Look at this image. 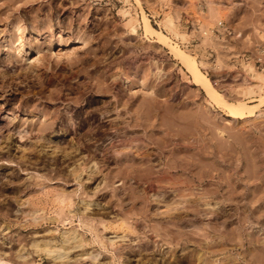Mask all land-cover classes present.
<instances>
[{
  "label": "rangeland",
  "instance_id": "obj_1",
  "mask_svg": "<svg viewBox=\"0 0 264 264\" xmlns=\"http://www.w3.org/2000/svg\"><path fill=\"white\" fill-rule=\"evenodd\" d=\"M141 9L169 43L200 60L201 70L228 100L242 91L240 98L252 105V111L234 119L227 116L225 108L192 82L183 63L167 47L155 42V36H144ZM166 16L173 17L175 31L165 26ZM218 21L224 22L227 31L220 29L214 36L212 28H217ZM236 30L242 32L241 37L234 36ZM263 44L264 0H140L139 4L135 0H0V180L5 171L12 170L5 175L8 180L0 181V259L5 262L0 264H93L98 260L100 264H152L157 260L153 264H262L264 86L259 91L254 85L256 72L264 68L254 61L257 46ZM251 87L253 92L247 93ZM87 129H92L90 141L81 137L90 133ZM76 137L79 143L74 142V138L79 141ZM80 161L87 162L83 170L87 171H78ZM18 179L25 188L37 185L40 200L35 210L24 204L15 206L12 197H19L14 191ZM100 180L103 185L107 182L105 187ZM62 192L72 195L78 210L87 202L96 209L87 217L78 215L82 213L77 208L64 207L69 201ZM199 201L204 203L199 205ZM191 204L199 207L200 215L210 207L214 214L210 209V214L206 211L200 217L193 207L189 209ZM24 207L37 219L41 216V221L31 225ZM124 207L131 208L123 212ZM145 208L146 216L131 213ZM57 211H66L67 217ZM178 211L184 215L183 227L199 218L207 225L202 226L206 231L216 223L221 233L219 229L209 232L221 241L226 234L231 239L222 245L226 248L216 247L222 250L215 248L206 254L202 248L187 245V250L186 245L176 244L171 237L177 232H166L168 228H190L174 225ZM157 219L172 221L163 222L161 229ZM104 222L118 225L119 235L126 228L128 236L113 237V229H102ZM204 228L188 230L205 233ZM71 230L81 238L65 247L64 259L57 258L63 252L58 240ZM159 232L168 237H157ZM201 232L196 237L204 235ZM100 236L105 242L109 239L105 249ZM112 238L114 245L109 243ZM97 252L99 257L93 261L91 254Z\"/></svg>",
  "mask_w": 264,
  "mask_h": 264
},
{
  "label": "bare ground",
  "instance_id": "obj_2",
  "mask_svg": "<svg viewBox=\"0 0 264 264\" xmlns=\"http://www.w3.org/2000/svg\"><path fill=\"white\" fill-rule=\"evenodd\" d=\"M135 1H136L138 4H139V2H140V0H135ZM141 11H142V14H144V15H142V23H143V33H144V36H155V37H156L155 42H157L159 45H163V46L167 47L168 50H169V53H170L171 55H173L174 58L178 59L180 62L183 63V65L185 66L186 70H187V71L190 73V75L192 76V82L195 83V84H197V85H200L201 88L203 89V91L205 92L206 96H207L211 101H213L214 103H216L218 106L225 108V109L227 110V116H229V117H231V118L234 119V118H236L237 116H239L240 114H243V113H246V112H250V111H252L251 108H250V106H252V105L247 104L245 101H242V99L240 98V97H241L240 94H241L242 91L239 92L240 94L237 93L236 96L233 97L234 99L228 100V99L226 98V96H225V93L220 92V90H218V88H216V86L213 84V82L210 80V78L206 75V73L203 72V71L201 70V68H200V66H199V65H200V64H199L200 60H199V62H198V61L194 58V56H192L189 52H186L185 50H183L179 45H177V44H173V43H169V42L167 41L166 36L164 35V33H162V31H160V30L154 28V27L152 26V24L150 23L149 18L145 15V12H144L142 9H141ZM172 18H173V17H172ZM172 18H170V16H169V17L166 16V17L163 19V20H164L163 22H164L165 26H166L169 30L175 31V29H174V22H173ZM136 21H137V20H136ZM134 23H135V22H134ZM133 28H134V26H133ZM176 31H177V30H176ZM207 31H211V30H207ZM235 32H236V33L234 34V36H235V37L237 36L236 38L241 37L242 32H240V31H238V30H236ZM174 33H177V32H174ZM206 33H207V32L204 31V34H206ZM177 35H178V37H180V38H184V35H183L182 33H181V34H180V33H177ZM260 36H261V35H260ZM254 63H255V61H254ZM262 68H264V67H262ZM250 69H251V67H250ZM39 75H40V74H39ZM37 77H38V76H37ZM37 77H36V78H37ZM41 77H42V76H41ZM34 78H35V75H34ZM36 78H35V79H36ZM38 78H40V77H38ZM256 78H257V83L254 85V87L260 91V90L263 88V86H264V69H263L262 71L256 72ZM40 79H41V78H40ZM40 79H39V81H40ZM15 80H16V79H15ZM18 80H19V79H18ZM18 80H17V81H14V82L16 83V82H18ZM41 80H42V79H41ZM21 81H22V80H21ZM19 83L22 84L21 82H18V84H19ZM252 88H253V87L248 88V89H247V93H252V92H253V91H252ZM49 94H52V93H49ZM50 96H51V95H50ZM19 100H20V99H19ZM19 100H18V101H19ZM16 101H17V99H16ZM19 102L21 103V101H19ZM4 103H5V102H4ZM17 104H18V102H17ZM20 105H21V104H20ZM101 110H102V109H101ZM103 111H104V110H103ZM103 111H99V113H103ZM105 111H106V109H105ZM99 113H98V114H99ZM103 114H105V112H104ZM99 115H100V114H99ZM93 126H95V125H93ZM95 127H96V126H95ZM95 127H93V130H95ZM88 128H89V127H88ZM91 128H92V127H91ZM87 130H88V129H87ZM87 130H86V131H87ZM89 130H90V129H89ZM89 130H88V132L92 131V129H91L90 131H89ZM74 133H75V132H74ZM74 133H73V134H74ZM92 133H93V132H92ZM81 134H82V133H81ZM81 134H80V135H81ZM90 134H91V132H90L89 134L86 132V135H83V134H82L81 137H82V136L88 137L87 140L90 141V139H91V140L93 139V138L90 136ZM75 135H76V134H75ZM78 135H79V134H78ZM89 136H90V137H89ZM92 136H93V135H92ZM72 137H73V136H72ZM76 139H78L79 141H78V142H77V140L75 141V138H74V142H75V143H79V142H80V138H77V137H76ZM81 139H83V138H81ZM82 142H83V141H82ZM82 142H81V143H82ZM84 142L86 143V141H84ZM81 143H80V144H81ZM80 144H78V145H80ZM0 145H1V144H0ZM81 145H82V144H81ZM81 145H80V146H81ZM0 147H1V146H0ZM36 149H37V148H36ZM36 149H35V150H36ZM98 149H99V148H98ZM31 150H33V152H36V151H34V148H33V147H32ZM95 150H96V152L98 151L97 149H95ZM99 151H102V152H103V150H101V148H100ZM99 151H98V153H100V155H101V152H99ZM31 152H32V151H31ZM34 154H35V153H34ZM9 155H10V154H9ZM20 156H23V155H20ZM23 157H25V156H23ZM23 157H21V158H23ZM8 158H9V157H8ZM10 158H11V157H10ZM10 158H9V159H10ZM21 158H20V159H21ZM140 158H142V160H144V156H143V157L141 156ZM12 159H13V158H12ZM18 159H19V158H18ZM18 159H17V160H18ZM20 159H19V160H20ZM24 159H25V158H24ZM24 159H23V160H24ZM136 159H137V158H136ZM7 160H8V159H7ZM14 160H16V159H14ZM17 160H16V161H17ZM23 160H22V161H23ZM8 161H9V160H8ZM11 161H12V160H10V162H11ZM16 161H14V162H16ZM20 161H21V160H20ZM55 161H56V160H55ZM10 162H8V164H9ZM23 162H26V161H23ZM23 162H16V163H17V165H18V163H23ZM56 162H57V161H56ZM78 163H79V162H78ZM10 164H11V163H10ZM10 164H9V165H10ZM24 164H25V163H24ZM9 165H8V166H9ZM13 165H14V163H13ZM13 165H12V166H13ZM15 165H16V164H15ZM17 165H16V167H17ZM21 165H22V164H21ZM76 165H77V164H75V166H76ZM86 165H87V162H85V161L81 162V161H80V164H78V167H77V166H76V167L78 168V171L80 172V171H83V170L85 169V167H87ZM8 166H7V168H8ZM56 166H57V165H56ZM19 167H20V166H19ZM23 167H24V166H23ZM23 167H22V168H23ZM25 167H26V166H25ZM25 167H24V168H25ZM76 167H75V168H76ZM147 167H148L147 170H149V166H147ZM75 168H74V169H75ZM10 169H11V168H10ZM74 169H73V171H74ZM4 170H5V169H4ZM6 170H7V169H6ZM22 170H23V169H22ZM144 170H146V169L144 168ZM8 171L10 172V171H12V170H8ZM8 171H7V172H8ZM70 171H71V170H70ZM73 171H72V172H73ZM85 171H87V169H86ZM85 171H83V172H85ZM150 171H151V170H149V172H150ZM7 172L5 171L6 174H7ZM76 172H77V171H76ZM55 173H56V172H55ZM55 173H54V174H55ZM73 173H74V174H77V175L79 174V173H75V172H73ZM145 173H147V172H145ZM1 174H2V173H1ZM1 174H0V175H1ZM6 174H5V175H6ZM10 174H11V173H10ZM10 174H8V175H10ZM57 174H58V173H57ZM59 174L61 175V173H59ZM71 174H72V173H71ZM74 174H73V175H74ZM82 174H83V173H82ZM147 174H148V173H147ZM147 174H145V175H147ZM5 175H4V178H5ZM26 175H27V174H26ZM73 175H71V176H73ZM79 175H80V174H79ZM88 175H89V174H88ZM28 176H29V175H28ZM56 176H57V175H56ZM84 176H85V175H84ZM86 176H87V175H86ZM0 177H2V176H0ZM6 177H7V176H6ZM18 177H19V176H18ZM23 177H24V176H23ZM30 177H31V176H30ZM67 177H68V176H67ZM73 177H74V176H73ZM75 177L77 178L78 176H75ZM88 177H89V176H88ZM88 177H87V178H88ZM103 177H104V175H103ZM103 177H101V179H102ZM4 178H2V179H3V180H8V179H6V178L4 179ZM11 178H12V177H11ZM65 178H66V177H65ZM76 178H75V180H76ZM79 178H80V177H79ZM89 178H90V177H89ZM2 179H1L0 181H3ZM15 179H16V178H15ZM22 179H23V178H22ZM22 179L20 180V182H22ZM26 179H27V178H26ZM83 179H84V177H83ZM85 179H86V178H85ZM104 179L106 180V177H105ZM104 179H103V180H104ZM23 180H25V178H24ZM66 180H67V178L64 179L65 183H67ZM68 180H69V179H68ZM70 180H71V178H70ZM72 180H73V178H72ZM9 181H10V179H9ZM15 181H16V180H15ZM18 181H19V179L17 180V183H18ZM77 181H78V179H77ZM80 181H82V180H80ZM100 181H101V180H100ZM25 182H26V180H25ZM68 182H69V181H68ZM82 182H83V181H82ZM84 182H85V181H84ZM84 182H83V183H84ZM102 182H103V181H101V183H102ZM105 182H106V181H105ZM105 182H104V183H105ZM9 183H11V182H9ZM12 183H14V181H13ZM17 183H16V184H17ZM55 183H56V182H55ZM86 183H87V182H86ZM98 183H99V182H98ZM98 183H97V184H98ZM101 183L99 184V186L101 185ZM106 183H107V182H106ZM106 183H105L104 185H103V183H102L103 187H105ZM1 184H2V183H1ZM1 184H0V185H1ZM4 184H6L5 181H4ZM21 184H23V183H21ZM8 185H9V184H8ZM84 185H85V184H84ZM86 185H87V184H86ZM14 186H15V185H14ZM14 186H13V187H14ZM24 186H25V185H24ZM34 186H35V187H34ZM34 186L31 185V186H30L31 188H29V187H28V188H27V187L25 188V187H23L22 185H20V184L18 183L17 188H16V190H14V191H16V192L18 193L19 197H18V198H15V197H17V195H16V194H15V195L12 194V195L14 196V197H12V198H13V200L15 199L14 201H15L16 204H17V205H15V206H17V207H18V206H21V207H22V204H24V206L26 205V207L29 208V209H30L31 207H32L33 209H34V207H35V209H36V207L38 206V205H37L38 200H40V198H39V196H38L37 194L40 193V192H39V189L36 188L37 185L35 184ZM88 186H89V185H88ZM32 187H34V188H32ZM96 187H97V186H96ZM101 187H102V186H101ZM1 188H2V187H1ZM61 188H62V187H61ZM61 188H60V189H61ZM83 188L85 189V187H83ZM97 188H100V187H97ZM3 189H6V188L3 187ZM3 189H1L2 192L4 191ZM11 189H12V187H11ZM14 189H15V188H14ZM43 189H44V188L42 187V190H43ZM60 189H59L58 191H57V189H55V191L61 193V190H60ZM63 189H64V187H63ZM65 189H66V188H65ZM90 189H91V188H90ZM100 189H101V188H100ZM7 190H8V189H7ZM7 190H6V191H7ZM87 190H88V189H87ZM87 190H86V191H87ZM96 190H97V189H95V192H96ZM98 190H99V189H98ZM101 190H102V189H101ZM104 190H105V188H104ZM14 191H12V192H14ZM40 191H41V190H40ZM43 191H44V190H43ZM46 191H48V190H46ZM55 191H54L53 193H55ZM69 191H70V190H69ZM89 191H90V190H89ZM89 191H88V192H89ZM93 191H94V190H93ZM48 192H49V191H48ZM48 192H47V193H48ZM64 192H68V190L66 189V191H64ZM64 192H62L63 194H60V193H59L61 196L63 195V199H65V200L68 199V201H69L68 204H66V205L63 204L64 207H66V206H67L68 208H69V207H70V208L73 207V210H76V208L78 207V204L76 205V204H75V201H74V203H73V200H74V199L71 200V198H72L71 196H72V195H69V194H68V195H67V194L64 195ZM99 192H100V190H99ZM101 192H105V191H101ZM5 193H6V192H5ZM41 193H42V192H41ZM44 193H45V192H44ZM47 193H46V194H47ZM69 193H72V194H73V192H71V191H70ZM96 193H97V192H96ZM105 193H106V192H105ZM50 194L53 196L52 192H51V193L49 192V195H50ZM59 194H57L58 197H60ZM206 194H207V193H206ZM43 195H44V194H42V196H43ZM49 195H48V196H49ZM102 195H103V193H102ZM55 196H56V193H55ZM55 196H54V197H55ZM99 196H100V194H99ZM103 196H104V195H103ZM58 197H57V199H58ZM70 197H71V198H70ZM78 197H79V196H78ZM80 197H81V196H80ZM38 198H39V199H38ZM47 198H48V197H47ZM60 198H62V197H60ZM20 199H22V200H20ZM43 199H44V198L42 197V201H43ZM49 199H50V197H49ZM55 199H56V198H55ZM79 199H80V198H79ZM82 199H84V198H82ZM85 199H86V198H85ZM85 199H84V200H85ZM65 200H64V201H61V200H60V201H61V202H66ZM70 200H71V202H70ZM77 200H78V199H77ZM123 200H124V198H123ZM125 200H126V199H125ZM194 200H195V199H194ZM49 201H50V200H49ZM51 201L53 202V201H56V200L53 199V200H51ZM51 201H50V202H51ZM60 201H58L57 204H58L59 206H62V204H59ZM87 201H88V200H87ZM195 201H196V200H195ZM7 202H8V201H7ZM85 202H86V201H85ZM85 202H84V203H85ZM97 202H98V200H97ZM13 203H14V202H13ZM42 203H43V202H42ZM42 203H41V204H42ZM48 203H49V202H48ZM53 203H54V202H53ZM76 203H77V202H76ZM80 203H83V202L80 201ZM87 203L90 205V202H87ZM126 203H127V202H126ZM192 203H193V201H192ZM195 203H196V202H195ZM195 203H194V205H195ZM198 203H199V205H200L201 203H204V201H201V203H200V201H199ZM198 203H197V204H198ZM206 203H207V205H208V202H206ZM206 203H205V205H206ZM7 204H8V203H7ZM7 204H6V205H7ZM45 204H46V202L44 203V205H45ZM95 204H96V203H95ZM97 204H98V203H97ZM97 204H96V206H97ZM0 205H1V204H0ZM3 205H5V204H3ZM6 205H5V206H6ZM8 205H9V204H8ZM13 205H14V204H13ZM27 205H28L29 207H28ZM39 205H40V204H39ZM44 205L42 204L41 206L44 207ZM75 205H76V206H75ZM82 205H83V204H82ZM89 205L86 204L85 207L80 206V207H83V208H82V209H83L82 211H81V210H78V208H77V210H78L79 212L82 213V214H78V215H84L85 217H87L86 215L89 216L90 214H87V213L90 212V211L92 212L94 209H96L95 205H93V206L91 205V208H90ZM188 205H189V204H188ZM191 205H192V204H191ZM191 205H190V206H191ZM203 205H204V204H203ZM205 205H204V206H205ZM5 206H4V207H5ZM9 206H12V205H9ZM110 206H111V205H110ZM127 206H128V205H127ZM195 206H198V205H195ZM7 207H8V206H7ZM64 207H63V208H64ZM80 207H79V208H80ZM93 207H94V208H93ZM97 207H98V206H97ZM100 207H102V206L100 205ZM100 207H99V208H100ZM192 207H193V205H192L191 207H189V209L192 208ZM8 208H9V207H8ZM27 208L25 209V207H24V210L28 213ZM103 208H104V206H103ZM130 208H131V207H129V208H125V207H124L123 212H126V210H128V209H130ZM184 208L186 209V206H184ZM193 208H194V207H193ZM193 208H192V209H193ZM197 208H198V209H197ZM197 208H194L193 210L199 212V211H200V210H199V207H197ZM201 208H202V207H201ZM205 208H207V206H206V207H203L202 209L205 210ZM5 209L8 210L6 207H5ZM35 209H34V210H35ZM42 209H43L42 207H41L40 209H38L39 212H40V210H42ZM66 209H67V208H66ZM100 209H101V208H100ZM147 209H148V208H147ZM147 209L145 208V209H143V210H139L138 213H134V212H131V213L136 214L137 216H139V215L142 216V215H144V213H146ZM189 209H188V207H187L186 210H189ZM195 209H196V210H195ZM202 209H201V210H202ZM210 209H212V208L210 207ZM210 209H209V210H210ZM0 210H1V209H0ZM18 210H19L20 212L23 211V209H21V210H22V211H21L20 208H19ZM62 210H63V209L60 208V211H62ZM70 210H71V209H70ZM70 210H67V211L70 212ZM73 210H72V211H73ZM102 210H103V209H102ZM182 210H183V207H182ZM207 210H208V209H207ZM207 210H206V211H207ZM209 210H208V211H209ZM31 211H33V210H31ZM42 211H43V210H42ZM84 211H85V212H84ZM179 211H180V210H179ZM179 211H178V212H179ZM183 211H184V210H183ZM191 211H192V210H190L189 212H191ZM194 211H193V212H194ZM206 211H205V213H204V211H203V213L206 214ZM208 211H207V212H208ZM213 211H214L213 209L210 210V212H211L212 214H214ZM216 211H217V210H216ZM2 212H6V211H2ZM44 212H46V211H44ZM57 212H58V211H57ZM65 212H66V211H64L63 213H61V212H58V213L64 215ZM79 212H78V213H79ZM93 212H94V211H93ZM97 212H99V211H97ZM102 212L105 213V211H102ZM102 212H101V213L99 212L100 215H102ZM165 212H166V211H165ZM180 212H181V211H180ZM180 212H179V214L177 213V217L175 216L176 219L173 218V221L167 219V221H170V223H171V221H172V222L174 223V225H175V224H176V225L179 224V225L182 226V218H181V217H183L184 215H183V216H179V215H180ZM187 212H188V211H187ZM193 212H192V213H193ZM198 212H197V213H198ZM217 212H218V211H217ZM8 213H9V212L7 211V214H6V215H8ZM35 213H36V211H35ZM35 213H34V214H35ZM58 213H55V215H56V214L59 215ZM95 213H96V212H95ZM104 213H103V216H104ZM183 213H184V212H183ZM183 213H181V215H182ZM201 213H202V211H201ZM203 213H202V214H203ZM208 213H209V212H208ZM218 213H222V211H221V212H218ZM218 213H216V214H218ZM21 214H22V213H21ZM28 214H29V213H28ZM30 214H32V218L29 219V217H31ZM30 214H29V217L26 219V216H27V215H25V213L23 212V215L25 216L23 219L28 220V222L30 221L31 225H32V223H33V224H36V223H34V222H38L39 217H41V216H39L38 214L41 215V213H38V214H37V217L39 216L38 219L35 217L36 215H35V216L33 215V213H30ZM92 214H93V213H92ZM97 214H98V213H97ZM107 214H108V213H107ZM107 214H105V215H107ZM159 214H161V213L159 212ZM174 214H175V213H174ZM174 214H173V216H174ZM186 214H187V213H186ZM198 214L200 215V212H199ZM204 214H203V215H200V217H201V216L204 217ZM209 214H210V213H209ZM15 215H17V213H15ZM19 215H20V214H19ZM43 215H44V214H43ZM57 215H56V216H57ZM66 215H67V214H66ZM66 215H64V216H66ZM76 215H77V212H76ZM136 215H134V216H136ZM193 215H194V214H193ZM195 215H196V214H195ZM206 215H207V214H206ZM218 215H219V214H218ZM222 215H223V213H222ZM21 216H22V215H21ZM33 216H34V217H33ZM59 216H60V215H59ZM59 216H58V217H59ZM91 216H92V215H91ZM134 216H133V217H134ZM144 216H146V215H144ZM196 216H198V215H196ZM4 217L7 218L6 216H4ZM17 217H19V216H17ZM17 217H15V218L18 219ZM22 217H23V216H22ZM45 217H46V215H45ZM54 217H55V216H54ZM54 217L52 216V218H54ZM66 217H67V216H66ZM69 217H70V215L68 216V218H69ZM79 217H80V216H79ZM79 217H78V218H79ZM81 217H82V216H81ZM133 217H132V218H133ZM194 217H195V216H194ZM198 217H199V216H198ZM212 217H213V216H212ZM214 217H215V216H214ZM42 218H43V216H42ZM46 218H47V217H46ZM46 218H45V219H46ZM55 218L57 219V217H55ZM68 218H67V219H68ZM78 218H77V219H78ZM82 218H84V217H82ZM142 218H143V217H142ZM171 218H172V217H171ZM171 218H170V219H171ZM20 219H22V218L20 217ZM23 219H22V221H24ZM45 219H43V220H45ZM47 219H48V218H47ZM59 219H60V218H59ZM61 219H63V218L61 217ZM67 219H64V220H67ZM134 219H136V218H134ZM184 219H186V218L184 217ZM196 219H197V217H196ZM199 219L201 220V218H199ZM199 219H198L197 221H196V220H194V221L191 220L192 222H190V223L187 224V225H186V223H185V224H184V227L182 226V228H186V227L188 228V227H190V228H188V229H190V230H194L195 228H198V229H201V230L203 231V228H204V227L202 228L203 224L205 225V227H207V225H206L205 223L201 224V223H200L201 221H200ZM5 220H6V219H5ZM39 220H40V219H39ZM142 220H143V219H142ZM144 220H145V219H144ZM157 220H158V219H157ZM164 220H165V219H164ZM202 220H203V219H202ZM7 221H8V220H7ZM16 221L18 222V220H16ZM31 221H32V222H31ZM40 221H41V220H40ZM79 221L81 222V223L79 222L80 225H81V224L83 223V222H82L83 220L81 219V220H79ZM137 221H138V220H137ZM139 221H140V219H139ZM167 221H166V220H165V221L158 220L157 222H158L159 225H160V224L163 225L162 228H161V229H163V228H164V223H163V222H167ZM189 221H190V220H189ZM9 222H10V221H9ZM11 222H12V221H11ZM11 222H10V223H11ZM13 222H14V221H13ZM20 222H21V220H20ZM157 222H156V224H157ZM183 222H184V221H183ZM186 222H188L187 219H186ZM207 222H208V221H207ZM222 222H223V221H221V223H222ZM224 222H225V221H224ZM224 222H223V223H224ZM24 223H25V222H24ZM30 223H28V225H29ZM101 223H103V222H101ZM104 223H105V224H102V227H103L102 229H106V230H109V231H110L111 229H113V230L115 231V230H116V227L118 226V225H117V226H116V225H112L111 223H107V222H104ZM137 223H138V222H137ZM137 223H136V220H135V224H137ZM173 223H172V224H173ZM211 223H212V222H211ZM12 224H13V223H12ZM21 224H22V222H21ZM21 224H19V225H21ZM143 224H144V223H143ZM208 224L212 226V224H210V223H208ZM215 224H216V223H214V228H215ZM5 225H6V223H5ZM9 225H10V224H9ZM25 225H26V224H25ZM28 225H27V226H28ZM159 225H158V226H159ZM161 225H160V226H161ZM165 225H166V224H165ZM209 225H208V226H209ZM6 226H7V225H6ZM17 226H18V225H17ZM23 226H24V225H23ZM93 226L95 227V225H93ZM145 226H146V225H145ZM155 226H156V225H155ZM158 226H157V227H158ZM160 226H159V227H160ZM223 226H224V224H223ZM225 226H226V225H225ZM225 226H224V227H225ZM4 227H5V226H4ZM8 227H9V226H8ZM120 227L122 228V226H120ZM128 227H129V228H128ZM128 227H127V228H128V230H129V229H130V226H128ZM159 227H158V228H159ZM167 227H169V226L167 225L166 228H167ZM209 227H210V226H209ZM9 228H10V227H9ZM9 228H6V227H5V229H9ZM95 228H97V227H95ZM158 228H157V229H158ZM166 228H165V229H166ZM182 228H181V229H182ZM191 228H193V229H191ZM207 228H208V227H207ZM214 228H213V227H210V229H209L208 231H206L205 228H204V231H206V232L214 231V232H212V233H215V231H217V229H219V228H215V229H216V230H215ZM225 228H226V227H225ZM92 229H94V228H92ZM102 229H101V230H102ZM125 229H126V228H125ZM125 229L122 230L123 232H121L120 235H119L118 233H116V231H115L116 235H114L113 237H117V238L119 237V238H121V239L126 238L128 235H127V232H125ZM154 229H156V227H154ZM157 229H156V230H157ZM165 229H164V230H165ZM178 229H179V228H178ZM178 229H177V228L172 229V228L170 227V228H168V231H166V232H169V233H170V231H173V232L176 231V232H177V233H175L176 236H174V235H175V234H174V235H173L174 237H171L172 234H173V233L171 232L172 234H170L171 236H169V238L171 237L172 240L176 241V244H179L180 246L186 245V246H185L186 249H187V245H190V246H193V247H196V248H198V247H199V248H202L201 250H202V251L204 250L205 253H206V252H210V253H211L212 251L215 250L216 247H220V246H221L223 249H225L226 247L224 248L222 245H225V243H227L226 241L229 240V237L227 238L226 234L224 235V233H223V235H224V237H226V240H224L225 238H223V237H222V240H223V241H221V240H220L221 238H219V237H218L219 239L216 238V240H215V238H214L213 236L216 235V234L212 235L210 232H209V233L211 234V236H212L214 239H212V237H211L210 234H209L208 237L210 236L211 238H210V237H209V238H210L211 240H209L208 237H206V239L208 238V240H206L205 238H204V239H205V240H204V239H203V236H204V235L206 236V234H207L206 232H205V233H206V234H205L204 232H201V230H199L201 233H204V235H202V234L200 235V236L202 237V238H201V237H196V236H198L197 233L200 234L199 231H196V232L194 231V232L196 233V234H195V233H193V231H189L188 229H187V231H189V232L185 231V229H184V231H183V229H182V230H180V229L178 230ZM156 230H154L153 232H158V231H156ZM159 230H160V228H159ZM166 230H167V229H166ZM195 230H197V229H195ZM114 231H110V232H114ZM144 231H145V230H144ZM9 232H11V231H9ZM75 232H76V231H75ZM124 232H125L126 234H125ZM166 232H165V233H166ZM218 232H220V229L218 230ZM222 232H223V231H222ZM67 233H68V232H67ZM101 233H102V232H101ZM165 233H164V235H163V233L161 234V233L159 232V233H156V236H157V237L162 236V235H163V236H166L168 233H167L166 235H165ZM220 233H221V232H220ZM79 234H80V233H78V234H77V233H74V230H73V232H72V230H71V232H69V233L66 234V235H64V233H63V235L60 236V237H61V238H60V241L58 240L59 244L57 243V244L59 245V246L57 245V246L59 247L58 249H61V248H62V251H63V252L59 253L58 256H57V254H56L55 256H57V258H60V259H61L62 257H64L65 254H67V250H65V247H68V245H69L70 243L72 244L74 240H77L78 238H81V237L78 236ZM160 234H161V235H160ZM193 234H195V235H193ZM218 234H219V233H218ZM220 235L222 236V234H220ZM102 236H104V235H102ZM102 236H100L101 241L99 240V242H101L102 247L105 249V248H106L105 245L107 246V242H108L109 239H107V242H105L104 240H102V238H103ZM163 236H162V237H163ZM205 236H204V237H205ZM218 236H219V235H218ZM221 236H220V237H221ZM96 237H97V236H96ZM101 237H102V238H101ZM104 237H105V236H104ZM167 237H168V235H167ZM171 238H170V239H171ZM93 239H95V238H93ZM104 239H105V238H104ZM170 239H169V241L172 243V241H171ZM80 240H82V239H80ZM105 240H106V239H105ZM217 240H219V241H217ZM230 240H231V239H230ZM230 240H229V241H230ZM110 241H111V242H109V243H110V244H113V245H114V243L116 242L115 238H114V240H113V238H112ZM174 241H173V242H174ZM229 241H228V243H229ZM44 242H45V241H44ZM46 243L48 244V242H46ZM174 243H175V242H174ZM228 243H227V244H228ZM71 244H70V245H71ZM227 244H226V245H227ZM55 245H56V244H55ZM49 246H50V243H49ZM51 246H53V244H52ZM51 246H50V248L47 247V246H45V247H47V248H49V249L52 248V250H53V247H54V246H53V247H51ZM57 246H55V247L57 248ZM146 246H147V245H146ZM150 246H151V245H150ZM152 246H153V244H152ZM156 246H158V245H156ZM147 247H148V246H147ZM154 247H155V246H154ZM154 247H153V248H154ZM183 247H184V246H183ZM183 247H181V248L183 249ZM188 247H189V246H188ZM68 248H69V247H68ZM153 248H152V251L155 249V248H154V249H153ZM156 248H157V247H156ZM181 248H179V250H180ZM199 248H198V249H199ZM44 249H45V248H44ZM54 249H55V248H54ZM58 249H55V250H58ZM63 249H64V250H63ZM159 249H160V248H159ZM188 249H189V248H188ZM188 249H187V250H188ZM192 249H193V248H192ZM194 249H195V248H194ZM218 249H221V248H218ZM218 249L216 248L215 251H217ZM45 250H48V249H45ZM119 250H120V249H119ZM131 250H133V249H131ZM131 250H129V251H131ZM157 250H158V248H157ZM189 250H190V249H189ZM221 250H222V249H221ZM49 251H50V250H49ZM58 251H59V250H58ZM58 251H56V252H58ZM65 251H66V252H65ZM127 251H128V250H127ZM149 251H150V250H149ZM155 251H156V250H155ZM155 251H154V252H155ZM183 251H185V250L183 249ZM191 251H192V250H191ZM193 251H195V250H193ZM193 251H192V253L195 254V252H193ZM196 251H197V250H196ZM202 251H201V253H202ZM46 252H47V251H46ZM52 252H55V251H52ZM56 252H55V253H56ZM59 252H60V251H59ZM118 252H119V251H118ZM150 252H151V251H150ZM91 253H92V251H91ZM99 253H101V251H100ZM99 253L97 252V253H95V254H94V253L91 254V258H93V261L97 260V258L99 257ZM152 253H153V252H152ZM181 253L184 254V252H182V250H181ZM188 253H189V252H188ZM188 253H187V254H188ZM196 253H198V251H197ZM203 253H204V252H203ZM212 253H213V252H212ZM216 253H217V252H216ZM17 254H18V253H17ZM48 254L51 255V252L48 253ZM52 254H54V253H52ZM83 254L85 255L86 253L84 252ZM83 254H81V255H83ZM190 254H191V253H190ZM190 254H189V258H190ZM194 254H193V255H194ZM198 254H199V253H198ZM206 254H207V253H206ZM208 254H209V253H208ZM18 255H19V254H18ZM23 255H24V254H23ZM84 255H83V257H89V256H88L89 254H88L87 256H84ZM161 255H162V254H161ZM193 255H191V256H193ZM202 255H205V254H202ZM209 255H210V254H209ZM214 255H215V254H214ZM214 255H212V256H214ZM20 256H21V253H20ZM55 256H53V258H54ZM163 256H165V255H163ZM180 256H181V255H180ZM183 256H184V255H183ZM187 256H188V255H187ZM194 256H195V255H194ZM200 256H201V255H200ZM200 256L198 255L199 258H200ZM260 256H261V255H260ZM18 257H19V256H18ZM21 257H23V256H21ZM21 257H20V259H23V258H24V257H23V258H21ZM196 257H197V256H196ZM198 257H197L196 259H197V261L199 262V260H198L199 258H198ZM205 257H207V256H205ZM227 257H229V255H228ZM227 257H226V258H227ZM262 257H263V256H262ZM50 258H52V257H50ZM64 258H65V257H64ZM64 258H62V259H64ZM89 258H90V257H89ZM156 258H157V257H156ZM163 258H164V260H165L166 257H163ZM163 258H162V259H163ZM185 258H186V256H185ZM185 258H183V259H185ZM189 258H188V259H189ZM55 259H56V257H55ZM158 259H159V258H158ZM193 259H194V257H193ZM202 259L204 260V258H202ZM230 259H231V257H230ZM91 260H92V259H91ZM186 260H187V259H186ZM186 260H185V263L188 262V261H186ZM190 260H191V259H190ZM200 260H201V259H200ZM0 261H1V262H4L3 259H0ZM98 261H100V260H98ZM98 261H97V262L95 261L94 263L100 264V262L98 263ZM123 261H127V260H123ZM155 261H156V260H155ZM157 261H159V260H157ZM157 261H156V262H157ZM160 261H162V260H160ZM195 261H196V260H195ZM201 261H202V260H201ZM201 261H200V262H201ZM261 261H263V260H261ZM1 262H0V263H1ZM91 262H92V261H91ZM156 262L153 261V263H156ZM190 262H192V261H190ZM193 262H194V260H193ZM203 262H204V261H202L201 263L203 264ZM214 262H215V261H214ZM214 262H213V263H214ZM230 262H231V260H230ZM244 262H245V261H244ZM4 263H5V262H4ZM7 263H8V262H7ZM62 263H63V262H62ZM62 263H61V264H62ZM92 263H93V262H92ZM94 263H93V264H94ZM104 263H105V262H102L101 264H104ZM109 263H110V262H109ZM153 263H152V264H153ZM180 263H181V262H180ZM261 263H262V262H261ZM263 263H264V262H263ZM263 263H262V264H263ZM105 264H107V261H106ZM110 264H112V263H110ZM187 264H188V263H187ZM191 264H192V263H191ZM198 264H199V263H198ZM215 264H218V263L216 262Z\"/></svg>",
  "mask_w": 264,
  "mask_h": 264
},
{
  "label": "built area",
  "instance_id": "obj_3",
  "mask_svg": "<svg viewBox=\"0 0 264 264\" xmlns=\"http://www.w3.org/2000/svg\"><path fill=\"white\" fill-rule=\"evenodd\" d=\"M217 28H212V34L214 36L218 35L217 33H220V29H223V31H227V27L224 25L223 21H218L216 24ZM219 29V30H218ZM225 34V33H224ZM257 51H256V58H255V63L257 59V63H260L261 68L264 67V44L261 46H257Z\"/></svg>",
  "mask_w": 264,
  "mask_h": 264
}]
</instances>
